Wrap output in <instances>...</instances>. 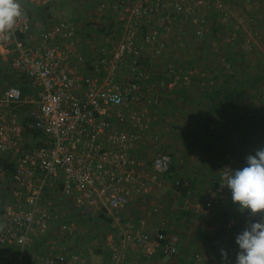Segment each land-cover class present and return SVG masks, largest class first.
Wrapping results in <instances>:
<instances>
[{"label":"built area","instance_id":"obj_1","mask_svg":"<svg viewBox=\"0 0 264 264\" xmlns=\"http://www.w3.org/2000/svg\"><path fill=\"white\" fill-rule=\"evenodd\" d=\"M54 1L19 0L23 16L10 34H0V58L27 76L34 94L30 101L12 87L0 91V159L14 163L9 177L0 164V181L9 183L0 212V248H11L0 252V263L30 264L29 249L40 246L46 236L51 237L50 249L58 253L39 254L32 264L78 261L76 249L84 242V231L75 221L63 222L65 214L54 210L56 195L71 211L82 209L89 215L85 219L110 218L112 230L101 239L109 264H135L131 258L138 252L183 264L179 237L153 236L142 213L141 199L166 176L171 160L160 150L158 136L147 138L146 112L159 102L143 100L141 82L149 77L142 61L145 54L151 60L164 56L176 27L181 34L190 27L193 41L209 43L215 50L217 39L233 25L235 31L225 42L244 55L254 52L258 32L253 38L235 26L230 0H97V11L107 23L95 28H112L103 36H85L80 22L36 21L39 10ZM89 46L97 49L91 57L84 51ZM27 103L33 104L31 127L44 137L43 146H24L17 109ZM145 147L153 156H146ZM227 170H233L230 162H221L218 194L228 190L221 186ZM215 204L204 203L205 217L213 214ZM238 250H229L228 259Z\"/></svg>","mask_w":264,"mask_h":264},{"label":"rangeland","instance_id":"obj_2","mask_svg":"<svg viewBox=\"0 0 264 264\" xmlns=\"http://www.w3.org/2000/svg\"><path fill=\"white\" fill-rule=\"evenodd\" d=\"M94 0H55L50 6H49V12L50 16L45 18L46 24L50 25L54 23L55 21H58L60 19H69L73 20L76 23L80 22L83 24V26L86 27V29L92 30L94 28L95 21H92L96 18L97 23L100 25H104L107 23V19L105 17H100L98 15H95L93 17V14H91V7L93 5L91 4ZM252 2H255V0H252ZM230 3L232 4V10L234 17V24L235 26H238L242 30H247L252 34L253 38L255 37V34L258 30V36L257 40L260 39L262 42H264V24L259 23V21L255 24L251 21V15L247 9H243V4L240 0H230ZM240 3V4H239ZM258 5H264V0H259L256 2ZM255 5V4H254ZM262 10L264 7L261 8ZM89 12V13H88ZM257 15V14H256ZM261 20L264 19V13L261 12L260 14ZM94 18V19H93ZM263 18V19H262ZM92 19V20H91ZM258 20V19H257ZM36 21L41 25L43 24L40 19L37 18L36 15ZM109 21V20H108ZM89 24V25H88ZM88 25V26H87ZM91 25V26H90ZM188 26V25H187ZM90 27V28H89ZM228 29L224 31L222 34L223 37L220 39H217L219 42V45H217L218 49L217 51L213 50V46H211L209 43L204 45L198 46H190L184 44V39H179L181 35H177L178 28L176 27L171 34H169V38L173 39V41H178V47H170L168 45L167 51L165 52L164 56H162L159 59L151 60L148 58L147 54H145L148 61H143L142 65L145 67L146 74L148 75L149 79L144 80V82H141L142 85V92L144 97V102H147L149 100L157 99L159 102V105L155 108L148 109L147 115L150 118L148 123V129H151V132H153L155 135H158L161 139V143L163 144V139L168 137L170 134L168 132V119L170 118V111L167 109H163L161 105H165L168 103H178L180 105L182 104H188V102H193L194 104L200 105H207L208 114H209V122L206 126V131L209 132L210 135H212L213 132H215L216 127L212 126L214 122L216 121L217 114H219V110L215 108L214 106H211L213 104H210L208 107V94L212 90V87H218L220 83L222 82V75L219 74L223 72V67H221V62L218 61V59L223 57V52H229L230 55H232L233 58L236 59V61H243V64L241 63V66H238V63L232 68L227 69L230 75L233 79H230V83H240L241 81H247L250 82V79L253 78V74L256 73V70H253L252 61L254 65V58L250 59V55H244L242 52H234L237 47H230V49H225L226 46L222 45L220 41L223 43L225 42V35H229L233 30L235 31L234 26H230ZM190 27L185 28V31H187ZM98 29V28H97ZM191 29V28H190ZM100 30V29H99ZM99 30H97L95 33L98 32L100 36H103L104 33H101ZM175 32V33H174ZM179 32V31H178ZM91 33H94L91 32ZM229 33V34H228ZM176 34V35H175ZM91 36V34H89ZM191 37V36H190ZM228 37V36H227ZM214 38V36L212 37ZM100 40V39H99ZM98 39H95L97 43H99ZM95 43V42H94ZM196 43V42H195ZM218 44V43H217ZM255 46V45H254ZM223 48L224 50H221ZM223 51V52H222ZM255 51V50H254ZM257 52V51H256ZM217 53L216 56L214 54ZM257 57L261 61V65L264 66V54L260 53V51L257 52ZM3 66L10 65L9 61H3ZM215 67H217L218 70H214ZM5 68V67H3ZM222 68V69H221ZM175 70L174 73H171L170 70ZM211 70H214L217 77H213L211 74ZM194 71L197 72L190 76V72ZM205 73L204 76L201 79H198L199 76L198 72ZM233 72V74H232ZM238 73H243L240 77L236 76ZM196 74V75H195ZM218 78V79H217ZM204 79L206 82L205 90L203 93L199 92V84L200 80ZM262 79L259 78L255 82H251V86L248 85L246 89V93H255V88H260V91L262 90L259 82ZM191 81V82H190ZM163 84V86H162ZM4 87H12L19 91L22 98H27L28 100L34 99V94L31 88L27 87H16L11 85H6L5 83L0 82V89ZM196 87V90H195ZM253 91V92H252ZM246 94V95H247ZM249 95H247V98ZM244 99V98H243ZM241 99L240 101H242ZM243 102V101H242ZM241 102V103H242ZM182 111V110H181ZM183 113V111H182ZM236 112L230 111L228 113V117L230 119L235 118ZM160 120V122H159ZM165 120V121H164ZM198 129L199 126H196ZM204 127V126H203ZM149 133L148 137H153L154 134ZM235 134V133H234ZM239 136V134H236ZM242 135V134H240ZM229 136H231L229 134ZM233 139V138H232ZM234 141V140H233ZM235 142V141H234ZM164 145V144H163ZM163 149L167 150V146H163ZM151 150H148L150 152ZM214 160L209 161V166L211 169L213 168V164H215L214 170H211L212 173L208 175V182H207V188H202L200 190H193L190 193V197L187 199V201H182V199L177 198L174 199V193L171 190V194L167 195V189L170 187L168 183H165L162 188L165 191L164 194H160L161 198L162 196H165L164 200L156 198L157 200H161L160 204L167 202L164 205L156 206V205H148L145 204V201L152 200L153 192L151 194H148L144 196L143 203L145 206L143 210V215L146 217V227L149 225V219L150 213H155V210L159 211V207L163 208L162 212H168V214L175 212L176 215L172 216L169 215L166 219L161 216L159 221H156L153 223V228L151 231V234L153 236H156L159 233H171V231L176 234L178 237L179 234H184V232H188L189 234L200 236V232L202 231V227H204L205 222H211L214 218V216H204L203 212L201 211L204 207V203H206L209 200H214L216 202L214 206V210L216 211V206L223 205L225 211L224 214L226 216L225 222L222 224V227L220 226L219 229L222 230V236L217 240L218 242L215 244L216 248H218L221 244L222 246H225V249H219L221 252H229V250L238 249V246L235 243L236 237L241 234L246 227V224L251 220L254 222L255 220H259V216L255 218H250L249 214L247 212L240 213L238 211V206L234 205L231 199V192L229 190L219 193L217 192L216 188L219 186V170L222 159L224 158H217ZM226 161H229L232 165V160L230 158H224ZM216 162V163H215ZM217 165L219 167V170L217 168ZM233 167V165H232ZM237 169V167H236ZM233 170L234 167H233ZM2 184V183H1ZM55 198V204H54V210L57 211L59 214L64 215V219H68L70 221H75L77 224L81 225L82 230L84 231L81 235L82 240L85 243L90 242L91 235L95 237L98 242L100 239L103 238V235L107 233L108 231H111V227L108 226L107 223H101L99 221H93L85 219L82 215L83 213H80L79 211H71V205H69L63 198H59L56 195H53ZM167 196V197H166ZM154 197H156L154 195ZM176 197V196H175ZM176 205L173 208L174 202H176ZM148 205V206H146ZM223 209V208H222ZM245 218V219H244ZM164 219V220H163ZM229 223V224H228ZM237 226H239L237 231ZM231 229V230H230ZM235 229V230H234ZM236 232H232V231ZM182 231V233H181ZM184 231V232H183ZM230 231V232H229ZM152 236V237H153ZM232 236V237H231ZM221 246V247H222ZM195 252V251H194ZM192 252L191 253V264H202L201 262H198L201 260V254L200 252ZM217 256V255H216ZM143 259H136L138 260V263H144L147 264V260L145 257H142ZM164 259V257H163ZM193 259V260H192ZM162 263L170 264V262L166 259L162 260ZM236 255L230 257L227 261L221 260V253L219 256L215 257V259L211 262L213 264H235ZM165 261V262H164ZM180 261V259H179ZM205 264V260H202ZM131 262V261H130ZM181 262V261H180ZM182 263V262H181Z\"/></svg>","mask_w":264,"mask_h":264},{"label":"crops","instance_id":"obj_3","mask_svg":"<svg viewBox=\"0 0 264 264\" xmlns=\"http://www.w3.org/2000/svg\"><path fill=\"white\" fill-rule=\"evenodd\" d=\"M237 1V0H236ZM243 4L242 8L247 9L250 13V15L253 17L251 18V21L257 23L264 24L261 20L260 13H264V9L261 8L264 7V5H258L256 2L259 0H255V2H252L251 4L245 5L243 0H240ZM232 2V0H231ZM93 7H91V14H93V17L95 15L101 16L99 12L97 11L99 6V1L94 0L92 3ZM240 4V3H239ZM255 4V5H254ZM89 13V12H88ZM103 14V13H102ZM105 14V12H104ZM257 14V15H256ZM94 19V18H93ZM258 19V20H257ZM92 20V19H91ZM92 21H96V18ZM98 22V21H97ZM97 24V23H94ZM95 26V25H94ZM242 30V29H241ZM246 33H250L247 30H245ZM185 34H181L177 30V37L178 35H181L179 39H184V44L186 45H192V46H198V43H195L192 39V33L191 29L189 28L187 31H185ZM258 32V30H257ZM175 33V32H174ZM191 36V37H190ZM227 36V35H225ZM173 41V39L171 40ZM222 45L229 46L228 43L222 42ZM178 41L171 42L170 47H175L178 45ZM99 44V43H98ZM219 45V42H218ZM178 47V46H177ZM229 47H235L230 45ZM97 49L93 46H89L87 49H85V53L88 57L93 56V54L96 52ZM234 52H239V49H234ZM260 51V53L264 54V42H262L260 39H256V45H255V51L250 55V59L254 58V65L252 61L253 70H256L253 74V78H261L262 80L259 82L260 86L262 87L261 91L260 88H255V93H246V90L242 93L241 98H238L234 96L231 99V104H223L221 107V110H219V114H217L216 121L212 126L216 127L215 132L212 133V135L209 134L208 131H206V126L209 122V114H208V108L207 105H197L193 102H188V104H178V103H168L165 105H161L163 109H167L170 111V118L168 119V132L170 133L168 137L163 139V144L161 143V139L158 135L160 142L158 144L160 150L163 153H166L170 156V171L168 175L158 178V181L156 182L154 189H153V196L152 200L145 201V204L148 205H156L159 206L160 201L165 196L160 197V194H164V188L162 186L165 183H168L170 187L167 189V195H170L173 191L174 193V199L180 198L182 201H187V199L190 197V193L193 190H200L202 188H207V182H208V175L212 173L211 170L216 169L215 164H213V168L209 166V161L217 158H230L232 160V165L235 170L242 169L246 166V157L249 155H254L255 152L261 148H264V66L261 65V61L257 57V52ZM218 59V61H220ZM194 72V71H191ZM190 72V74H191ZM231 73V71H229ZM197 74V72H194ZM193 73V74H194ZM199 76L198 79H201L202 72H198ZM204 73V72H203ZM195 74V75H196ZM233 74V72H232ZM243 73H238L236 76L240 77ZM191 76V75H190ZM191 82V81H190ZM199 92L203 93L205 90L206 82L204 79L200 80L199 84ZM4 88L0 89L2 91ZM196 90V87H195ZM253 92V91H252ZM249 97L247 98V95ZM244 98V99H243ZM243 99L242 101H240ZM242 102V103H241ZM183 113H182V111ZM230 111L236 112L235 118L230 119L227 115ZM165 121V120H164ZM160 122V120H159ZM196 126H199L198 129ZM204 126V127H203ZM235 133V134H234ZM229 134L231 136H229ZM236 134H239L237 136ZM242 134V135H240ZM233 138V139H232ZM235 142H234V141ZM24 142V138H23ZM167 146V150L163 149V146ZM147 149L145 147L144 151ZM154 151L148 152L146 150L145 154L148 157L153 156ZM222 159L223 163L226 161V159ZM216 163V162H215ZM237 167V169H236ZM217 168L219 170V167L217 165ZM217 170V169H216ZM173 179L174 180H182L187 187V196H182L180 192L173 186ZM2 183V184H1ZM9 184V183H8ZM7 181H0V212L8 200L7 196ZM152 195V194H151ZM154 195L156 197H154ZM176 196V197H175ZM167 197V196H166ZM156 198H159L161 200H157ZM143 199H141V203L143 206ZM162 203L161 206L166 204ZM177 201L174 202L173 208L176 205ZM146 205V206H148ZM223 205H217L216 211L214 210L212 217L214 216L213 220L211 222H205L204 227H202V231L200 232V236H196L189 234L187 231L184 232V234H179V259L183 264H191V253L192 252H200L201 254V260L198 262H201L205 260V264H213V261L215 257L219 256L221 253V249H225V246L222 244L216 248L217 240L222 236V230L219 229V227H222V224L226 220V216L224 214V207ZM223 208V209H222ZM162 207H159V211L155 210V213H150L149 219V225H147L146 229L148 232L151 233L150 230H152L153 223L156 221H159L160 217L163 216L164 219H166L169 215L175 216L176 213H170L168 212H160L162 211ZM163 219V220H164ZM245 219V218H244ZM229 224V223H228ZM239 226H237L238 231ZM231 230V229H230ZM235 230V229H234ZM232 232H236V231ZM230 232V231H229ZM171 233H173L171 231ZM182 233V231H181ZM174 234V233H173ZM232 237V236H231ZM98 240L95 237L90 238V242L79 245V247L76 249V252L80 255L78 258V261L75 264H109L110 258L109 253H104V256L101 258H98L96 262L91 261V257L96 254V250L98 249ZM51 246V237L46 236L41 240V245L36 248L35 246L31 247L29 250V258L28 263L32 264V261H34V258L37 257V255H45V253H48L52 256L56 255L58 251H52L50 249ZM222 246V247H221ZM2 248H0L1 251ZM220 249V250H219ZM194 252V253H195ZM217 255V256H216ZM142 257H145L147 260V264H165L162 263L160 259H163L162 255H144L140 252L134 254L131 258V261L135 262V264H144L136 260L137 258L143 259ZM193 260V259H192ZM165 262V261H164ZM1 264V263H0ZM43 264V263H40ZM45 264V263H44Z\"/></svg>","mask_w":264,"mask_h":264},{"label":"clouds","instance_id":"obj_4","mask_svg":"<svg viewBox=\"0 0 264 264\" xmlns=\"http://www.w3.org/2000/svg\"><path fill=\"white\" fill-rule=\"evenodd\" d=\"M23 14L19 0H0V34H10ZM223 180L221 186L231 192L238 211L247 212L250 218L259 216V220H250L236 237L239 250L235 264H264V148L247 156L242 169L227 170ZM221 256L225 261L228 259L224 251Z\"/></svg>","mask_w":264,"mask_h":264},{"label":"trees","instance_id":"obj_5","mask_svg":"<svg viewBox=\"0 0 264 264\" xmlns=\"http://www.w3.org/2000/svg\"><path fill=\"white\" fill-rule=\"evenodd\" d=\"M49 16H50L49 7L40 9L39 12L37 13V18L40 19L44 25H47L45 18L49 17ZM96 25H98V23ZM94 28H95V26H94ZM111 28H112V25L110 24V25H108V27H103L102 30L95 28V29L88 31V29H86L85 26H84L83 30L85 33L84 35L88 36L93 31L96 32L97 30H99L101 33H103L107 29H108V31L111 30ZM85 36H83L82 39H84ZM229 46L225 47V49H230ZM213 50H214V48H213ZM217 50L218 49H215L214 51H217ZM221 50H224V49L221 48ZM216 55H217V53L214 54V56H216ZM221 60H222V62H221ZM221 60H220V62L222 64L221 67H223V72H221L219 74L222 75V82L220 83V85L218 87H212V90L208 94V103L210 102L208 107L210 106V104H213L211 106H214L218 110H221L222 105L225 103L231 104L232 103L231 99L234 96L241 98V95L247 89V86L248 85L251 86V84L253 82L257 81V79H258V78L254 77V78L250 79V82L241 81L240 83L236 82L233 84L228 82V81H230V79H233V78L230 75V73H228L229 71L227 69H229V68L233 69V67L238 62H239L238 66L240 67L241 63L243 64V61H241V62L236 61V59L233 58L232 55H230L229 52H226V51L223 52V57L221 58ZM143 61L144 62L148 61V59H143ZM2 62L3 61L0 58V82L5 83L6 85H11V86H16V87H27V88L32 87L31 81H29V79L27 78V76L25 74L17 72L11 66V64L7 65V66H3ZM227 65H228V67H227ZM3 67H5V68H3ZM214 70L219 71L220 69H217V67H215ZM214 70H211V74L213 77H217L218 75H216ZM32 108H33V104L27 103V104H24L17 109V112L21 118V123L24 127V131H23L24 146L27 148H35V147L43 146V140L42 139L44 137L41 135V133L39 131H37L36 129L31 127V119L29 117V112ZM150 133H153V132H151V129H150ZM0 164L2 165L3 169L6 171L7 177H9L13 171L14 163H8L7 159H0ZM230 165H231V163H230ZM169 171H170V168H169ZM168 173L166 175H168ZM219 176H218V180H219ZM173 186L178 190V192L181 193L182 196H187V188H185L187 186L182 180H174L173 179ZM79 212L83 213V210L79 209ZM82 215L85 218H88V216H89V215L84 214V213ZM100 218L103 219L105 217L100 216ZM63 222L68 223V222H70V220L64 219ZM101 223H107L109 227H111V225H112V221L110 220V218H107V221H101ZM111 230H112V227H111ZM80 239H81V237H80ZM98 243H99V245L97 246L98 249L96 250V254L91 257L92 263L99 260L98 258L103 257L105 250H106L105 244H103V240L100 239V241ZM9 250H11V248L3 247L0 252L4 253V252H7ZM154 255H158V254H154Z\"/></svg>","mask_w":264,"mask_h":264}]
</instances>
